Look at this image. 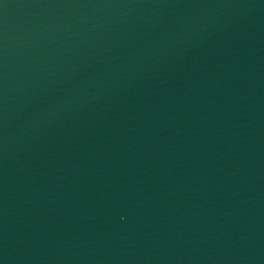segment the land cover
<instances>
[{"label":"water","instance_id":"95a60500","mask_svg":"<svg viewBox=\"0 0 264 264\" xmlns=\"http://www.w3.org/2000/svg\"><path fill=\"white\" fill-rule=\"evenodd\" d=\"M0 264H264V0H0Z\"/></svg>","mask_w":264,"mask_h":264}]
</instances>
